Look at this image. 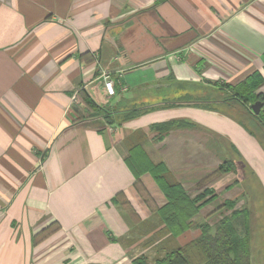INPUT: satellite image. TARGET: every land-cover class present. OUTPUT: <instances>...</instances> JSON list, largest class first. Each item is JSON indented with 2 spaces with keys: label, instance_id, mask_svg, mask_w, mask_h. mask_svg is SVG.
<instances>
[{
  "label": "crops",
  "instance_id": "obj_1",
  "mask_svg": "<svg viewBox=\"0 0 264 264\" xmlns=\"http://www.w3.org/2000/svg\"><path fill=\"white\" fill-rule=\"evenodd\" d=\"M255 72L264 97V0H0V264H151L225 202L261 214L264 127L220 102ZM80 91L109 111L219 103L78 121ZM168 122L183 125L159 130ZM136 147L189 199L206 192L193 229H164L167 199L131 168Z\"/></svg>",
  "mask_w": 264,
  "mask_h": 264
},
{
  "label": "trees",
  "instance_id": "obj_2",
  "mask_svg": "<svg viewBox=\"0 0 264 264\" xmlns=\"http://www.w3.org/2000/svg\"><path fill=\"white\" fill-rule=\"evenodd\" d=\"M262 78L255 72L236 86H228L229 95L220 102H236L250 113L249 106L256 101L263 102L264 97L256 95V89L261 85ZM83 109L79 110L78 121H85L101 117L107 122L112 114H117L118 123L128 121L145 113L178 106H192L210 109L218 101L208 99L162 100L160 102H149L126 109L109 111L101 108L90 99L83 91L78 94ZM264 108V105L261 109ZM261 111V110H260ZM259 113V121L264 127V117ZM180 122L162 123L159 130L166 132L174 126H181ZM128 157L131 168L139 173L148 172L155 179L163 191L167 204L159 210L164 229L168 230L172 237H178L195 227L194 218L198 214V204L206 195L203 192L200 196L189 199L183 189L177 183H170L167 179L168 173L163 164H154L147 158V155L136 147ZM230 162H226L218 171L225 173L230 169ZM208 200L202 202L207 203ZM224 208L231 212L224 215L213 226L202 224L196 228L199 235L186 243L184 246L170 248L155 257L151 264H249L250 249V213L247 209L233 210L234 203H224ZM133 264H149L146 256H139L133 260Z\"/></svg>",
  "mask_w": 264,
  "mask_h": 264
},
{
  "label": "rangeland",
  "instance_id": "obj_3",
  "mask_svg": "<svg viewBox=\"0 0 264 264\" xmlns=\"http://www.w3.org/2000/svg\"><path fill=\"white\" fill-rule=\"evenodd\" d=\"M242 119V116H240ZM244 119V118H243ZM257 212V211H256ZM264 210L261 214L250 213V249L249 264H264ZM156 253V252H155ZM156 256L152 257L153 259Z\"/></svg>",
  "mask_w": 264,
  "mask_h": 264
},
{
  "label": "water",
  "instance_id": "obj_4",
  "mask_svg": "<svg viewBox=\"0 0 264 264\" xmlns=\"http://www.w3.org/2000/svg\"><path fill=\"white\" fill-rule=\"evenodd\" d=\"M263 102L260 101H256L253 104H251L249 106V110L254 114V115H258L260 113L261 108L263 107Z\"/></svg>",
  "mask_w": 264,
  "mask_h": 264
},
{
  "label": "built area",
  "instance_id": "obj_5",
  "mask_svg": "<svg viewBox=\"0 0 264 264\" xmlns=\"http://www.w3.org/2000/svg\"><path fill=\"white\" fill-rule=\"evenodd\" d=\"M104 87L107 91V94L112 96L114 95V89H113V86H112V83L110 81L107 80V78H104Z\"/></svg>",
  "mask_w": 264,
  "mask_h": 264
}]
</instances>
